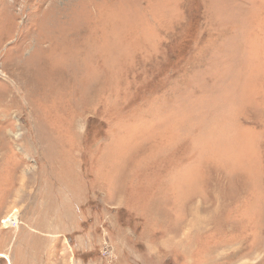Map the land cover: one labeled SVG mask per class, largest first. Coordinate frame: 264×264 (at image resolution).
Instances as JSON below:
<instances>
[{
  "label": "rangeland",
  "instance_id": "obj_1",
  "mask_svg": "<svg viewBox=\"0 0 264 264\" xmlns=\"http://www.w3.org/2000/svg\"><path fill=\"white\" fill-rule=\"evenodd\" d=\"M0 254L264 264V0H0Z\"/></svg>",
  "mask_w": 264,
  "mask_h": 264
},
{
  "label": "bare ground",
  "instance_id": "obj_2",
  "mask_svg": "<svg viewBox=\"0 0 264 264\" xmlns=\"http://www.w3.org/2000/svg\"><path fill=\"white\" fill-rule=\"evenodd\" d=\"M14 214H16V212H13ZM14 214H12L11 216L8 217V219L6 218L4 220V224L8 227L11 224L13 223H17V220L18 218H16L17 216H15Z\"/></svg>",
  "mask_w": 264,
  "mask_h": 264
},
{
  "label": "crops",
  "instance_id": "obj_3",
  "mask_svg": "<svg viewBox=\"0 0 264 264\" xmlns=\"http://www.w3.org/2000/svg\"><path fill=\"white\" fill-rule=\"evenodd\" d=\"M0 257H2V258H4V259H7V260L10 259V258H9L7 255H5V254H0Z\"/></svg>",
  "mask_w": 264,
  "mask_h": 264
}]
</instances>
